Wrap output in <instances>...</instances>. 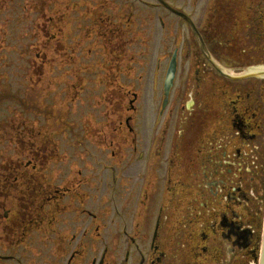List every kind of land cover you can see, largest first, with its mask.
<instances>
[{"label": "flooded vegetation", "instance_id": "1", "mask_svg": "<svg viewBox=\"0 0 264 264\" xmlns=\"http://www.w3.org/2000/svg\"><path fill=\"white\" fill-rule=\"evenodd\" d=\"M84 1L89 3L86 9L91 12L89 19L82 17L83 21H90L84 28L89 33L86 37L81 32L77 38L73 37L65 25L57 26L58 19L63 18V10L65 14L83 16L82 6L71 5L70 0L64 5L63 1L45 0L35 6L40 9L38 18L41 22L31 21L27 12L28 23L20 28L22 33H4L5 47L9 51L22 49L31 71L40 72L57 63L63 68L76 66L77 60L68 57L67 52L82 51L85 41L90 40L93 50L98 52L100 46L104 50L105 64L109 63L117 70L112 81L117 76H125V51L114 45L125 31H131V16L107 14L106 9L111 6L106 1ZM216 1L211 0V4ZM232 1L235 4L230 6L225 0L220 2L224 6L222 13L237 7L232 21L225 14L228 22L216 21L224 25L223 34L210 29L209 38L204 36L205 41L214 45V50L218 45L233 49L231 42L236 49H242L237 45L242 36L264 30V0H253L252 7H244L242 0ZM213 8L210 6V13ZM14 15L16 17V13ZM115 22L119 25L115 26ZM62 28L59 34L58 29ZM74 29L79 31V28ZM58 52H63V62L56 58ZM31 53L35 58L32 59ZM37 77L43 78L42 75ZM99 81L111 86L109 78ZM36 85L32 81L30 87ZM83 90L84 82L77 72L72 80H63V92L70 98L64 99L78 101ZM71 91H74L72 97ZM256 94V86L251 91H238L237 103L248 101ZM226 96V92H215L206 105L198 106L204 111L220 110L221 107L235 109L233 113H227L225 119L220 115L222 110L216 118L210 114L193 118L196 106L193 97L194 103L187 108L185 120L177 124L180 116L174 111H170L164 121L171 97L166 108L161 105L154 117L151 110L138 112L135 101L139 95L137 91L133 92L122 121L113 109H109L108 124L96 126L97 135L108 136L113 142H104L112 152L108 161H105L108 156L103 160L97 157L89 160L90 168L100 169V164L107 168L105 179L94 171L92 177L83 176L79 182L71 177L73 172L66 175L68 156L60 160V144L55 139L61 125L60 117L57 121H48L46 116H39L52 112L60 114L57 107L28 108L33 116L30 121L15 119L8 126L0 123V264H38L37 261L52 264L55 255L63 264H252L258 254L263 207L264 181L256 180V176L264 173V165L258 166L254 175L249 171L243 174V169L235 171L233 165L241 161L232 152L235 154V149L242 147L239 142L244 141L247 148L253 150L252 155L255 153V161L259 160L257 144L264 126L256 123L257 117L251 114L252 111L238 110L233 104L226 106ZM116 97L111 99L112 106ZM49 98L53 99L52 96ZM67 111L68 107L63 105V128L66 130L70 127L65 117ZM202 119H208L206 133L195 128L196 121ZM112 121L117 123L116 129ZM52 122L57 126L51 127ZM165 128L176 130V135L168 140ZM91 131L95 135L93 124ZM221 133H228V139L224 140ZM148 135L152 139L145 141ZM117 136L122 140L116 142ZM166 141L172 149H177L173 155L165 151V157L157 149ZM116 145L127 147L130 154L121 155L114 149ZM184 148L192 152H186ZM227 154L232 159L226 160ZM238 154L241 157V152ZM253 162L249 160L247 165L253 168L250 166ZM162 163L169 165L166 178L162 174ZM178 163L188 164L186 178L181 171H175ZM51 168L59 176L64 172L61 186L49 182L54 179L50 175ZM102 184L101 189L106 188L108 195L95 207L91 205V190ZM58 218H63L60 225H57ZM80 232H83L82 237H90L94 242L91 249L83 246L86 242L79 238ZM100 244H103L102 249ZM38 256L46 261L37 260ZM180 256L182 263H178Z\"/></svg>", "mask_w": 264, "mask_h": 264}, {"label": "rangeland", "instance_id": "2", "mask_svg": "<svg viewBox=\"0 0 264 264\" xmlns=\"http://www.w3.org/2000/svg\"><path fill=\"white\" fill-rule=\"evenodd\" d=\"M44 1L0 0V123L8 126L15 119L30 120L33 116L30 113L32 111L28 108H36L37 106L41 108L57 107L60 114L52 112L39 116H46V118H49L48 121H57V118L60 117L61 125H59L55 139L60 144V160L63 156H68L65 165L66 175L69 172H73L71 177L74 178L75 182H79L83 176L92 177L93 171L98 177L106 178L108 170L104 168L103 164H100V169L98 167L90 168L89 160L91 157L103 160L104 156H108L105 157V161H108L109 156H112V152L106 148L104 142L105 140L110 144H113V142L108 140V136L100 133L97 135L96 126L102 127L108 124L107 115L109 109H113L116 117L121 118L122 121L127 114L126 109L129 107L130 99L135 91L139 95L135 101L138 112L146 108L145 111L151 110L152 113L156 114L160 110L165 95V77H167L173 64H175L176 70L173 77V86L169 91L171 101L165 110L164 121L168 117L169 112L174 111V114L180 116L177 124L182 123L187 115V108L190 104L194 103L193 97L196 98L194 113L207 116L210 114L216 118L219 111L222 110L220 115L225 119V115L229 112L233 113L235 109L232 110L231 107L223 109L221 107L220 110L204 111L198 107L206 105L215 92L221 91L227 93L226 106L233 104L238 110L244 108L248 112L252 111L251 114H255L257 117L256 123L264 126V78H252L251 81L241 80L240 83L236 81L234 84L227 83L230 80H228L229 78L224 73L237 75L242 72L236 71L233 68L235 63H233L229 56L224 55L228 52L227 48L218 46L214 50V45L209 44L204 39L205 35L209 38L210 29L218 34H223L224 29L222 28L224 25L222 22L216 23V21L228 22L224 14L231 20L237 13V7L233 11L227 9L222 13L221 10L224 6L220 4L221 0H217L215 4H211V0H98L99 2L106 1L111 6V8L106 9L107 14L110 13L112 15L113 13H117L123 17L127 14V16H131L132 20L131 31H125L126 34L114 45V47L122 48L125 51L126 58L123 68L125 76H117L115 81H112L113 73L117 72V70L112 68L109 63L105 64L104 50L101 46L98 52L93 50L90 40L85 41L82 51L67 52L68 57L77 60L76 66L63 68V65L57 63V65L44 68L40 72L31 71V66L27 63L26 57H24L26 54H22L26 52H22V49L17 48L15 51H9L5 47L7 41L4 33L6 31L9 34L22 33L21 29L28 23L27 12L31 21L36 23L41 22L38 18L40 9L35 6ZM54 1H63L64 5L68 0ZM225 1L227 2V6L235 4L232 0ZM144 2L148 4L145 5ZM242 2L244 7H252L255 3L253 0H242ZM70 4L82 6L84 8V15L80 16L77 13L65 14L63 10V18L58 19L57 26L65 25L73 37L77 38L80 32L86 37L89 33L84 28L88 27L90 21L85 22L82 20V17L89 19L88 15L91 12L86 9L89 3L84 0H70ZM210 6L214 7L212 13L209 12ZM14 13H16L18 19ZM183 16L189 20L187 21ZM111 20L116 21L114 18H111ZM118 25L115 22V26ZM74 27L79 28V31H75ZM19 29L20 31H18ZM195 30L198 34H196ZM62 31L63 28L58 29L59 34ZM248 36L250 35L242 36L237 42V45L242 47V49H239L240 54H244L245 48L249 45L250 40L248 41ZM231 44L233 51L236 52L237 49L232 42ZM256 45L257 43L253 47H256ZM89 50L92 51L91 54ZM233 51L229 52L233 53ZM253 52L251 51V53ZM261 53L262 51H257L259 58L255 59L256 61L261 59ZM31 54L32 59L35 58L34 53ZM234 55L232 56L234 57ZM219 56H221L222 60ZM56 58L63 62V52H58ZM211 61L223 73L218 71ZM262 62H264V59ZM260 66L264 69V64ZM75 72H77V75L84 82L82 97L78 101L75 99L69 100L68 94L65 91L63 92V80H72ZM107 73H110L109 76ZM39 75L43 76L41 80L37 77ZM108 78L110 79L111 86L99 81ZM32 81H35L37 85L30 87ZM254 86L257 87L258 94L254 95L252 99L249 98L248 101L237 103L239 100L237 92L251 91ZM122 91H125V93H122ZM111 95L112 98L115 95L117 96L116 103L113 106L110 104ZM119 95L120 99L118 98ZM41 96L44 98L39 99ZM50 96L53 99L49 98ZM70 96H74V91H71ZM66 97L69 99H64ZM81 98L82 101H80ZM63 105L68 107L65 117L69 120L68 124H70V127L67 130L63 128ZM210 106H213V104ZM92 124L97 136L93 135L94 133L91 131ZM111 124L115 129L118 127L115 121H112ZM50 126H57V124L56 122H52ZM165 131L168 140L169 137L177 133L176 130L171 131L167 128H165ZM179 131L180 134L183 133L181 129ZM221 135L225 136L223 137L224 140L228 139L226 137L228 133H221ZM259 136L257 144L260 147L259 160L255 161V153L252 155L253 150L247 148L244 141L239 142L242 147L238 146L235 149V154L232 152L241 161V163L233 165L235 171L242 168L244 170H240L244 171L243 174L249 171L254 175L257 167L264 165V132L259 133ZM151 139L148 135L145 141H150ZM120 140H122V137L117 136L116 142ZM114 149L119 150L118 152L121 155L130 154V150L127 147L119 148L116 145ZM176 149V147L172 149L169 141H166L157 150L160 153L163 152V155L166 157L167 153L165 151L168 150L173 155ZM21 150L23 149L21 148ZM186 152H192V150L189 149ZM239 152H241V157L238 154ZM196 155L198 156V151ZM159 157L163 160L161 155ZM249 160L254 161L250 163V166L253 168L247 165ZM180 166H184L186 169L181 170L179 169ZM190 166L191 162H189V168ZM58 168H60L59 165ZM168 170L169 165L162 163L164 178H166ZM178 170L186 178L188 175V164L178 163L175 171ZM50 175L54 178L49 180L51 184L55 186L63 184L64 172L63 175L61 173V176H59V173H55L51 168ZM65 178L68 179L70 177L65 176ZM247 178L249 179V176ZM256 180L264 181V173L258 174ZM46 181L47 179L44 182ZM159 186L163 187V184L160 183ZM102 187H104L103 184L91 190V198L93 199L91 205L95 207L102 203L100 199L108 195L106 188L103 190L101 189ZM213 189L214 185L210 187L211 191ZM263 196L264 188L262 191ZM96 199L97 201L94 203ZM262 213L264 216V201ZM61 221H63V218H58L57 225H60ZM82 236L83 232H80L79 238L86 242L83 246L91 249L94 246V242L92 243L90 237L84 238ZM100 247L102 249L103 244H100ZM180 247L186 251V248L182 245ZM260 255L261 251L259 249L258 256ZM37 260L46 261L45 259H39V256ZM182 262L183 258L180 256L178 263ZM37 263L40 264L39 261ZM52 264H63V262L55 255V257H52Z\"/></svg>", "mask_w": 264, "mask_h": 264}, {"label": "bare ground", "instance_id": "3", "mask_svg": "<svg viewBox=\"0 0 264 264\" xmlns=\"http://www.w3.org/2000/svg\"><path fill=\"white\" fill-rule=\"evenodd\" d=\"M264 36V30L260 29V31L254 35H252L249 45L246 47V49L244 50V54H238L237 58H236V62L233 68H235L236 71L238 72H242L240 74L237 75H233L232 76H243L245 75L243 78V80H250L254 77L259 75L260 72L264 73V69L261 68V64H264L263 59H264V42L262 37ZM260 44V48H258L257 50H255L252 54H249L250 49L252 46H254L255 44ZM257 51H262L261 53V59L259 61H256L255 59L259 58ZM261 61V62H260ZM256 78H264V74H262L261 76H258ZM242 80V79H240ZM240 80H236L238 83H240ZM146 109V108H145ZM144 109V110H145ZM154 114V113H153ZM198 114H193L192 117L196 118ZM155 117V114H154ZM196 120V119H195ZM208 119H202V120H198L196 121L195 124V128L206 133L207 130L206 129V123H207ZM30 121V120H28ZM213 132V131H212ZM214 133V132H213ZM219 141H221V138H219ZM232 159V156L227 154V158L226 160ZM242 169V168H240ZM244 170V169H243ZM264 185V183H263ZM263 201H264V196H263ZM258 246L261 247V257L260 256H256L255 259L252 261V264H263V260H264V216L262 213V209L260 211V227H259V238H258Z\"/></svg>", "mask_w": 264, "mask_h": 264}, {"label": "water", "instance_id": "4", "mask_svg": "<svg viewBox=\"0 0 264 264\" xmlns=\"http://www.w3.org/2000/svg\"><path fill=\"white\" fill-rule=\"evenodd\" d=\"M191 24H193V23H191ZM195 32H196V34H198L196 30H195ZM211 62H212V61H211ZM212 64L214 65V67H215L218 71H220L221 73H223V72L221 71V69H220V68H219L214 62H212ZM175 70H176V67H175V64H173V65L171 66V68H170V71H169L168 75H167V81H166V92H168V88L172 85V81H173V77H174V74H175ZM224 74H225V76H227L229 79H232V80H240V79L245 78V77H244L245 75L235 77V76H231V75H229V74H227V73H224ZM262 74H264V73L260 72L259 75L254 76V77L261 76ZM167 94H168V93H167ZM263 264H264V260H263Z\"/></svg>", "mask_w": 264, "mask_h": 264}]
</instances>
